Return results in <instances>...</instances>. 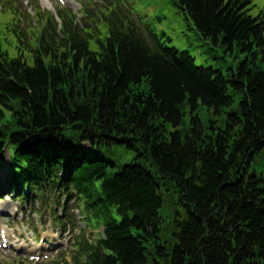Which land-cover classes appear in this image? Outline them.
Here are the masks:
<instances>
[{
  "label": "trees",
  "instance_id": "16d2710c",
  "mask_svg": "<svg viewBox=\"0 0 264 264\" xmlns=\"http://www.w3.org/2000/svg\"><path fill=\"white\" fill-rule=\"evenodd\" d=\"M182 1L215 45L250 56L255 39L261 62L252 54L227 81L194 69L191 59L172 67L138 45L112 51L101 62L82 49L59 60L57 48L48 45L34 68L0 64V152L6 145L16 149L15 184L26 187L56 185L53 167L68 156L65 183L86 198L114 183L142 214L141 225L157 233V209L171 197L158 194L145 167L126 169L109 182L113 167L106 163L141 146L136 161L145 164L149 157L163 176L175 179L189 220L172 261L165 246L148 254L128 236L119 250L110 245L117 256L105 257L103 264H264V188L233 176L264 144V21L259 26L247 17L244 0ZM235 93L241 99L230 115ZM186 102L192 108L189 130L170 133L169 126L184 125ZM201 106L226 128L216 122L206 127L196 114Z\"/></svg>",
  "mask_w": 264,
  "mask_h": 264
},
{
  "label": "rangeland",
  "instance_id": "374dc122",
  "mask_svg": "<svg viewBox=\"0 0 264 264\" xmlns=\"http://www.w3.org/2000/svg\"><path fill=\"white\" fill-rule=\"evenodd\" d=\"M129 6L139 15L144 17V21L150 25L168 46H174L180 50H186L195 58L198 66L214 67L227 72L238 63L236 54L225 48L212 46L201 38L191 25L187 23L181 13L173 6L171 0H127ZM254 9L252 15H257L264 10V0H253ZM77 9V6H75ZM32 65L33 61L28 59ZM204 113H200L203 117ZM258 173L264 171V161L257 160L253 165Z\"/></svg>",
  "mask_w": 264,
  "mask_h": 264
},
{
  "label": "clouds",
  "instance_id": "9594fccd",
  "mask_svg": "<svg viewBox=\"0 0 264 264\" xmlns=\"http://www.w3.org/2000/svg\"><path fill=\"white\" fill-rule=\"evenodd\" d=\"M36 226L41 227L38 223ZM20 231L21 233H27L26 238H22L20 236L16 237L17 240H20L21 244L26 243L27 240H32L35 238L33 230L27 225L20 228ZM4 235H6V233H4L3 230H0V237H3ZM0 264H34V262L31 259H24L23 256L17 253H10L8 256L0 254ZM43 264H48V261H44Z\"/></svg>",
  "mask_w": 264,
  "mask_h": 264
},
{
  "label": "bare ground",
  "instance_id": "6f19581e",
  "mask_svg": "<svg viewBox=\"0 0 264 264\" xmlns=\"http://www.w3.org/2000/svg\"><path fill=\"white\" fill-rule=\"evenodd\" d=\"M22 245H24V244H22ZM35 247H36V245H34Z\"/></svg>",
  "mask_w": 264,
  "mask_h": 264
}]
</instances>
